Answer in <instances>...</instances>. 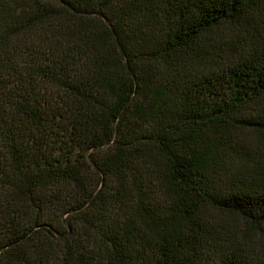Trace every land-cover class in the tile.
Masks as SVG:
<instances>
[{
	"label": "trees",
	"instance_id": "16d2710c",
	"mask_svg": "<svg viewBox=\"0 0 264 264\" xmlns=\"http://www.w3.org/2000/svg\"><path fill=\"white\" fill-rule=\"evenodd\" d=\"M0 264H264V0H0Z\"/></svg>",
	"mask_w": 264,
	"mask_h": 264
}]
</instances>
